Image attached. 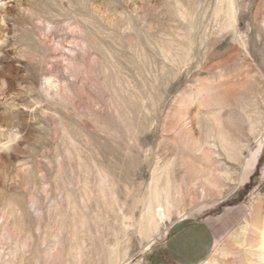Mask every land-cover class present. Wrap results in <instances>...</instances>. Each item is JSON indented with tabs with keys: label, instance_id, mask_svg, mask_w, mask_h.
<instances>
[{
	"label": "rangeland",
	"instance_id": "374dc122",
	"mask_svg": "<svg viewBox=\"0 0 264 264\" xmlns=\"http://www.w3.org/2000/svg\"><path fill=\"white\" fill-rule=\"evenodd\" d=\"M190 220L264 264V0H0V264H179Z\"/></svg>",
	"mask_w": 264,
	"mask_h": 264
},
{
	"label": "crops",
	"instance_id": "0c3cea01",
	"mask_svg": "<svg viewBox=\"0 0 264 264\" xmlns=\"http://www.w3.org/2000/svg\"><path fill=\"white\" fill-rule=\"evenodd\" d=\"M212 235V231L199 221H184L170 233L168 245L177 256L179 264H198L210 253ZM139 264H154V259Z\"/></svg>",
	"mask_w": 264,
	"mask_h": 264
},
{
	"label": "bare ground",
	"instance_id": "6f19581e",
	"mask_svg": "<svg viewBox=\"0 0 264 264\" xmlns=\"http://www.w3.org/2000/svg\"><path fill=\"white\" fill-rule=\"evenodd\" d=\"M43 80L44 81H43V85L42 86H44V90L47 92V95L50 94V93H52V92H54V91H52L53 88L60 87V85H58L56 83V81L53 79V77H51L50 75H45ZM155 208L156 209H155V212H154V214L152 216V219L150 221V224H152V226L154 228H156L158 226V221H159L161 224H163L164 226H166L167 213L165 211V208L162 207V204H160V203ZM167 209L169 210V208H167ZM152 213H153V211H152ZM123 264H127V263L124 262Z\"/></svg>",
	"mask_w": 264,
	"mask_h": 264
}]
</instances>
